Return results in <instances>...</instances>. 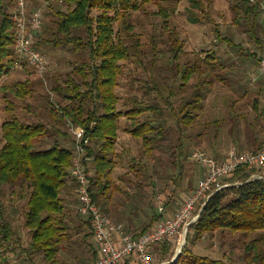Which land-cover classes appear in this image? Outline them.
Returning <instances> with one entry per match:
<instances>
[{"label": "trees", "instance_id": "1", "mask_svg": "<svg viewBox=\"0 0 264 264\" xmlns=\"http://www.w3.org/2000/svg\"><path fill=\"white\" fill-rule=\"evenodd\" d=\"M39 1L47 3L43 15L48 22L43 24L42 21V27L35 33L33 46L41 54H47L49 47L70 53L72 59H69V63L72 68L64 75L58 73V64L48 71V83H51V92L59 98V105L52 101L45 102L44 109L50 108L51 111L54 109L53 105H57L63 114L58 116L55 112H49L52 124L44 120L31 121L26 117L28 114L25 113L32 112L30 100L37 94V86L43 87L34 69L28 64L25 63L22 68L28 73L26 80L18 81L13 86L2 85L0 88L1 104L4 103L5 112L0 124V263L6 264V253L15 252V248L21 243L22 237L12 219V213L17 211L13 205L16 200L20 206L18 215L23 218V227L28 230L30 237L29 255L40 254L46 264H61V252L64 243L69 239L71 223L75 224L76 232L87 230L82 242L89 245L88 255L92 253L94 262L98 253L92 245V224L79 214V201L75 198L77 185L71 175L74 139L62 125V122L65 124V117L85 129L89 138L86 154L90 157L87 168L92 172L90 196L93 203L106 217L126 230L137 235L143 234L149 232L159 221L175 215V212H172L173 205L180 207L186 200L184 197L179 199V193L190 187L186 173L179 171L176 174L177 167H180L182 162H176L178 154L173 151L171 166L175 169L172 175L174 190L162 189L167 198L166 203L159 201V206L155 205L156 186L150 173L159 171L160 166L157 164H160L161 160L152 166L148 160L154 156L155 151L167 146L168 142L171 143L165 134L169 128L164 125L165 121H160L164 111L156 104L142 105L138 100H134L135 105L127 110L117 108L121 100L117 89L124 74V65L134 59L141 65L143 72L152 77L151 73L157 64V59L152 58L149 67L144 66V54L141 50L143 44L132 28L131 19L134 13L143 11L146 5L157 6V12L153 15L161 18L162 27L167 31L170 40L167 47L170 61L162 67L164 71L171 73L170 77L172 73L181 72V86H188L195 76L200 78L202 85L209 84V79L204 77L205 71L211 77L219 78L221 82L225 78L224 75H216L214 65L217 62L211 54H207L203 59L197 56L192 65L185 63L183 69H177V66L181 65L179 57L184 54V44L177 33L168 28L169 15L160 0H27L29 10L35 8ZM185 1L189 4L187 12L191 24L208 19L204 13V0ZM233 3L231 8L236 24L241 21L242 13H245L250 17L249 31H255L254 27L257 29L259 26L258 6H252L250 0H235ZM12 7L15 8L14 0H0V76L20 70L16 67V26L11 20ZM115 23L119 26L117 30ZM214 28L217 40L226 42L225 44L231 47H238L247 54L246 57L250 55L240 43L236 42L234 45L229 37H222L217 25ZM254 37L260 49V36ZM152 47L154 48L153 45ZM258 58L257 55L256 59ZM152 82L154 86L147 89L150 91L148 94L151 95L153 91L158 93L171 109V103L168 101L174 93L170 92L165 99L160 94V87ZM198 92L195 96L191 94L192 98H196L193 101L194 104L197 103L196 106L190 100L184 102L178 120L183 126L195 119L193 113L186 109L198 108V103L203 98L201 92ZM251 109L254 114L260 116L257 105H252ZM232 111V116L228 114L225 120L227 119L229 124L232 123L234 128H238V124L243 122L242 119L254 124V116L252 121L248 119L249 109L244 110L245 114ZM123 118L127 124L123 131L141 143V159L133 155L132 151L131 157H127L130 156V150L121 146ZM215 124L218 126L219 122L215 121ZM234 132L236 134V130ZM247 137L249 131H246V139ZM236 140L240 141V135ZM66 145L72 147L67 148ZM234 147L236 148L235 145ZM238 148L237 151H240ZM260 148L252 151H258ZM126 158H130L129 171L120 175V184L134 186L137 194L124 190L113 177L115 170L123 165ZM132 172L136 176L134 181L127 175ZM235 172L229 179H239L242 184L222 189L208 199L199 218L188 227L186 246L175 264H264V181H248L252 171L246 169L239 168ZM144 177H150L151 181L145 183ZM148 189L150 191L146 195ZM119 193L125 194L127 200L117 202ZM137 199L141 201L140 205ZM5 201L9 203V209ZM128 202L131 203V209ZM71 206L76 207L75 215L78 219L84 218V227L80 226L78 220L72 223L75 215H71L69 211ZM214 238L220 240V249L222 246L224 248L225 243L222 241H229L231 248L238 244L239 250L243 252L242 256L233 259L231 255L227 256L222 252V255L216 258L209 254H197L196 245L195 252L191 249V245L197 241L200 244L206 242V245L202 246L204 250L208 244L207 240ZM171 241L173 240H166L155 246L151 251L152 256L155 252L161 259L171 256V250L174 249ZM87 261L89 262L88 259ZM129 261L131 259L125 264Z\"/></svg>", "mask_w": 264, "mask_h": 264}, {"label": "rangeland", "instance_id": "2", "mask_svg": "<svg viewBox=\"0 0 264 264\" xmlns=\"http://www.w3.org/2000/svg\"><path fill=\"white\" fill-rule=\"evenodd\" d=\"M136 1L141 2L142 0ZM234 1L235 0H204V13L208 16V19L201 20V22L198 24H191L188 20L189 14L187 10L189 4L187 1L160 0L161 4L164 6L163 8L166 10V13H168L169 15V18L167 19L169 26L168 28L175 31L180 41H182L184 44V54L179 57L181 65H179V67L177 66V69H183L185 63L192 65L197 56H200L201 59H203L207 54L214 55V61L217 62L214 65L216 68V75H224L225 80L221 82L219 78L211 77L210 75H208V72L205 71L206 73L204 77L206 76L205 79H209L208 81H210V83L206 85H202L200 78H197L198 76H195L193 80L190 81L188 86H181V72L178 73L177 71L175 74L172 73V77H170L171 73L169 71L167 72L163 70L162 66H166L170 61L169 56H167V47L170 40H168L167 31H165V29L162 27L163 25L161 24V18L155 17L153 15V13L157 12V6L146 5L143 11L134 13L131 19L133 23L132 28H134V31L137 33L138 37L141 38V42L143 44V48L141 50L144 54L142 55L144 66L149 67L152 58L157 59V64L153 69L154 71L151 73L153 75L152 77L148 74H145L143 72V69L141 68V65H139V63H137L134 59L128 61L124 65V74L120 79L119 88L117 89V93L119 94V96H121V100L117 108L119 110L122 109V111L127 110L135 105L134 100H138L142 105L156 104L159 107H162L164 111L163 117L160 121H165L164 125L166 126V128H169V131L165 134L168 135V139L171 140V143L169 144L168 142L167 146H163L162 149H158V151H155L156 153L154 152V156L148 160L151 166L157 164L156 162L161 160V163L157 164L158 167L160 166L159 171L150 173V177L155 181L156 186V206H159V201L163 204L166 203L167 198L162 192V189L164 191H167V189H169L170 191L174 190L172 175L174 174L175 169H173L171 166L173 151H177L178 154V157L176 155L175 158L176 162L177 160L182 162L181 165H179L180 167H177L176 174H178L179 171H181V173H186L188 177L187 182H190V187L188 189H184L179 193V199H182L183 197L187 199V197H189V189L192 188V186H195L198 179L200 180L202 178L200 173L202 168L199 164L193 161V153L197 151H203L219 159L224 158L229 150L235 148L233 142L240 135V130L238 129L240 128V125L238 124V128H234L232 123L229 124L227 119L225 120V116L227 117L228 114L232 116L233 114L232 107V110L230 111V106L233 103L230 104L229 102L236 97H242V95L244 97H250L253 101L257 98V93L259 94L260 89L262 92L259 97L262 101H264V77L259 75L258 70L261 49H259L258 45H256L254 37L255 35L260 36V38L258 37L259 41H262L264 39V13L261 9L264 5V0H254V2L250 0L252 6H258L257 10L260 15V17L258 15L257 18V22H259V24L257 25L259 26L257 27V29L254 27L255 31H249L248 23H250V21L248 20L250 19V17L246 16L245 13H242L241 21L239 22V24H236L235 14L231 8L234 4ZM38 3L39 4H36L37 7H41L43 10L46 9L47 3L45 1H39ZM10 11L11 13H13L14 8H10ZM42 21L43 24L48 22L45 19V16ZM216 25L218 26L222 37H229L234 45L236 44V42L240 43L243 49H245L246 52L248 51L247 53H249L251 56L249 55L246 57L247 54H244L243 51L239 50L238 47H231L228 44H225L226 42L221 43L219 40H217L214 32V26L216 27ZM117 29H119V26L117 25V23H115V30ZM123 34L126 35L125 32H123ZM152 45L154 46V48L152 47ZM47 51L48 53L43 55H45L48 60L49 70L51 67L57 66V64V70L60 75H64L71 70L72 64L69 63V59H72V57L70 53L65 51L59 52L58 49L52 50V47H49ZM251 51H253V53H251ZM38 52L41 53L40 51ZM254 53H257L256 56L253 55ZM257 55L259 57L258 59H256ZM221 66H223V69H221ZM26 72L25 70L23 71L22 69H20L14 70L10 75L4 74L0 76V88L2 85L13 86V84L18 81L26 80L29 77L28 73ZM251 76L257 77L255 81L257 87H255L256 85L252 87L250 86ZM152 81H154L160 87V94L163 98H168V94L170 92L174 93L168 101L171 103V109L166 106L165 101L159 96L158 93H155L153 91L151 95L148 94L150 93V91L148 92L147 89H151L154 86V83ZM259 82H261V84ZM51 87V83H48L47 89L41 86H37V94L35 95L34 99L30 100L32 112L25 113L28 114L26 117H28V119H30L31 121L44 120L49 124H52L53 120L51 114H54V109L51 111L49 110L50 108L44 109V103H51L52 99L53 103L59 105V98L53 92L52 98L51 95L49 96V90H51ZM198 90L201 92L203 97L201 102L198 103V108L186 109L188 110V112L193 113L195 119L193 122L187 124V126H183L182 124L178 123L181 109L182 107H184V102L190 100V102L193 103V101H195L196 98H192L191 94H193L194 96L196 94H199ZM1 96L2 93L0 91V97ZM221 99L226 101V106L224 105L226 111H224V108L222 106L224 103L221 102ZM1 102L2 101L0 99V124L1 120L5 116V112L3 111L4 103L1 104ZM196 104L194 105L196 106ZM243 106L245 110L251 108V105L247 106L245 104ZM262 106L264 107V102L262 103ZM53 108H55V105H53ZM49 112H51V114ZM248 114L252 117L255 116L252 111ZM124 121L125 118H123V121L121 122V146L125 148L128 147V149L130 150V156L127 157H131L130 153L132 151L133 155H135L138 159H141V143L137 142L136 140H134V138L128 136V134L123 131L124 127L127 125ZM215 121H217V123L219 122L218 126L215 124ZM62 125L66 129L64 122H62ZM231 130L233 131V133ZM235 130L236 134L234 132ZM248 139L249 137H247V139L246 136L244 137L245 142H247ZM241 140L243 139L241 138ZM66 146L67 148L72 147L71 145ZM167 147L169 148L167 149ZM239 152L244 153L248 151L240 150ZM129 160L130 158H126V160H124L123 162V165L118 166V168L115 170L113 176L115 182H118L120 184L122 182L119 179V177H121L120 175H123V173L125 174V172L129 171ZM150 170L151 168L149 169V171ZM89 171L91 172L90 169ZM127 175L128 177H131L133 181L136 178L133 172L128 173ZM150 177H144L147 180L145 181V179H143V181L145 183H149L151 181ZM227 182L230 185H233L238 182L241 183L242 181H240L239 179H229ZM120 185L124 187V190H128L130 194L136 193V188L134 186H129L126 183ZM193 189H190V191ZM149 191L150 189H148L145 194L148 195ZM75 198H78V195H76ZM119 198L120 200L118 201ZM118 199L116 200L117 202L127 200L125 194L121 193H119ZM5 203L7 209H9V203L6 201ZM138 203L140 205L141 201L138 200ZM13 205L17 210L12 213L13 223L22 239L21 243H19V246L15 248V252L10 251L6 253V264H46L43 262L42 256L40 254L33 253L29 255L30 252H28V250L30 246V237L28 235V230L23 227V218L21 217V215H18V213H20V208L18 207L20 206L17 203V200ZM178 205H180V201L178 202ZM178 207L179 206H177L176 204L175 206L173 205L172 212L176 213V209ZM75 208L76 207L73 206L69 208L71 215H75ZM201 210V205H198L196 209L197 216ZM74 217L75 218H73L74 221L72 223H75V220H78V222L81 223L80 226L84 227V218L78 219L76 215ZM69 227L70 228L68 234L70 236L63 245L64 247L63 251L61 252L60 258L61 264L91 263L94 258L92 253L88 255V252H90L89 245H86L82 242L87 230L76 232L77 230L74 229L75 224L71 223ZM92 239V245L93 247H95L96 251H98V244L96 243L94 237H92ZM171 240H173L171 242L174 246V249L171 250V256L161 259L160 255L155 252V255L153 256L155 264L176 263L186 246L187 239L185 240V244H183L184 240L181 241L179 236ZM207 241V248L205 247L204 250L202 249V246L206 245V242H202L200 244L197 243V241L196 243L194 241V244L191 245V249L195 252L194 248L196 245L197 254L203 256L209 254L210 256H214L216 258L220 257V255H222V252L226 253L227 256L231 255L233 259H239L243 254V252L239 250L238 244H236L235 247L231 248V244L229 243V241H222L225 244L224 248L222 246V249H220V240H218L217 238H214V240L209 239ZM217 242L218 244H216ZM157 249L156 251L158 252L159 249ZM87 259L89 260V262L87 261ZM127 264H133V262L129 261Z\"/></svg>", "mask_w": 264, "mask_h": 264}, {"label": "built area", "instance_id": "3", "mask_svg": "<svg viewBox=\"0 0 264 264\" xmlns=\"http://www.w3.org/2000/svg\"><path fill=\"white\" fill-rule=\"evenodd\" d=\"M14 4L11 20L16 26L15 49L18 58L16 67L22 69L25 63L28 64L34 69L42 86L47 89L49 63L46 56L33 46L35 33L42 25L43 9L36 6L29 10L27 0H14ZM261 9L264 13V5ZM260 49L258 70L259 75L264 77V39ZM256 79L257 77L251 76L250 82L253 83ZM52 94L49 90L51 98ZM54 112L58 116L63 115L57 105ZM64 121L74 139L71 175L77 185L78 211L82 217L90 220L93 237L99 247L97 259L90 264H125L129 259L133 264H155L151 254L153 248L177 236L182 241L188 227L197 219V214H194L196 207L201 205L202 208L215 193L232 186L227 179L232 177L235 171L239 168L252 171L248 181H264V145L258 151L244 153L232 148L220 159L203 151L194 152L192 159L203 170L197 186L189 192V197L184 200L175 215L159 221L149 232L137 235L114 223L93 203L90 196L91 172L87 168L90 157L86 154L89 138L85 129L78 127L70 118L65 117ZM241 184L242 182H238L233 186Z\"/></svg>", "mask_w": 264, "mask_h": 264}, {"label": "crops", "instance_id": "4", "mask_svg": "<svg viewBox=\"0 0 264 264\" xmlns=\"http://www.w3.org/2000/svg\"><path fill=\"white\" fill-rule=\"evenodd\" d=\"M251 53H253V51H251ZM254 83V84H253ZM250 83V86H255L256 82ZM261 84V82H259ZM253 84V85H252ZM257 87V85L255 86ZM254 88V87H253ZM261 88V87H260ZM260 91V92H259ZM257 91L259 92V94L257 93V98L254 99L252 101V99L248 96H243L242 97H236L233 100H231L229 103H234L230 106V109L232 107V109L234 111H240V113H244V106L243 105H247L250 106L252 108V105H257L258 109L260 111V116H258L257 114H255L254 116V124L249 122L247 123L245 120L242 119L243 122L240 123V141L235 140V145L239 150H244V151H252L258 148H260L262 145H264V107L262 106V103L264 101L261 100V98L259 97L261 94V89ZM221 102H223L222 106L224 108V105L226 106V101L221 99ZM249 108V111L251 112L252 109ZM224 111H226V109L224 108ZM254 113V112H253ZM253 117L251 115H249V121H252ZM237 128V127H236ZM246 131H249V139L247 142L244 141V137L246 136ZM241 138L243 140H241ZM244 141V142H243Z\"/></svg>", "mask_w": 264, "mask_h": 264}, {"label": "water", "instance_id": "5", "mask_svg": "<svg viewBox=\"0 0 264 264\" xmlns=\"http://www.w3.org/2000/svg\"><path fill=\"white\" fill-rule=\"evenodd\" d=\"M200 213H201V211H200ZM200 213L198 214V216H197V219L199 218V216H200ZM197 219H196V220H197ZM186 234H187V232H186V233H185V235H184V239H183V240H184V243H183V244H185V240H186ZM181 249H182V247H181Z\"/></svg>", "mask_w": 264, "mask_h": 264}]
</instances>
